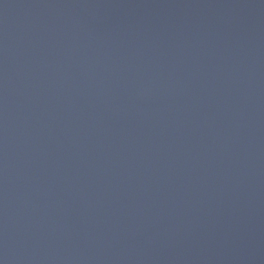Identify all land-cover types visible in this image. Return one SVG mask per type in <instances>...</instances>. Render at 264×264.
Here are the masks:
<instances>
[{"label": "water", "instance_id": "1", "mask_svg": "<svg viewBox=\"0 0 264 264\" xmlns=\"http://www.w3.org/2000/svg\"><path fill=\"white\" fill-rule=\"evenodd\" d=\"M0 264H264V0H0Z\"/></svg>", "mask_w": 264, "mask_h": 264}]
</instances>
